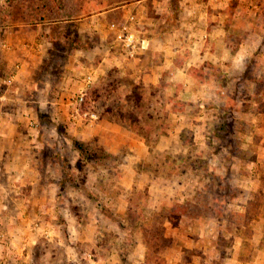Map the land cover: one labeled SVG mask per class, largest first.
Instances as JSON below:
<instances>
[{"label": "rangeland", "instance_id": "1", "mask_svg": "<svg viewBox=\"0 0 264 264\" xmlns=\"http://www.w3.org/2000/svg\"><path fill=\"white\" fill-rule=\"evenodd\" d=\"M0 35L53 90L2 106L0 264H264V0H0Z\"/></svg>", "mask_w": 264, "mask_h": 264}, {"label": "crops", "instance_id": "2", "mask_svg": "<svg viewBox=\"0 0 264 264\" xmlns=\"http://www.w3.org/2000/svg\"><path fill=\"white\" fill-rule=\"evenodd\" d=\"M53 27H49L51 29ZM49 29L47 30L45 28V32L49 33ZM48 40V36H44ZM50 38V36H49ZM151 40V38H150ZM147 42L148 40H143V42ZM50 42V40H49ZM17 41H15L14 44H16ZM51 43V42H50ZM29 45L24 44V42L17 43L16 45L12 46L9 43V40L7 41L4 37L0 35V54H9L11 52H18L19 54L23 53V63L18 64V68L15 71V73L9 74L8 78L6 80H10V83H5L3 78L0 76V119H2L4 116L10 115V112L7 110L5 111L3 109V105L6 102H13L14 104H21L23 105V108L27 109L28 103L30 102V98L27 99L25 98L21 93L22 91H28L31 93H37L40 95V97H46L47 95L52 93V89H48L47 85H40L37 83L32 75V72L35 70L39 64L40 61L44 59V57H38L36 59V62L30 61L26 56L28 57L29 55L26 53L29 52ZM32 49V48H31ZM48 51V48L43 46H40V49H37L36 52L37 54L40 53H46ZM0 62L4 65V69L7 71L12 70V66L9 64V61L7 57L5 58H0ZM17 67V66H16ZM51 92V93H50ZM47 100V98L45 99ZM21 110V109H20ZM2 124L0 122V135L4 134L5 131H2Z\"/></svg>", "mask_w": 264, "mask_h": 264}, {"label": "built area", "instance_id": "3", "mask_svg": "<svg viewBox=\"0 0 264 264\" xmlns=\"http://www.w3.org/2000/svg\"><path fill=\"white\" fill-rule=\"evenodd\" d=\"M120 38L123 46L127 50L128 55L133 57L136 53V49L138 48L136 43L137 39H135L134 34L132 32H125L120 36ZM7 82L10 83V80H8ZM83 98L84 95H80L77 99V102L81 104V102H83Z\"/></svg>", "mask_w": 264, "mask_h": 264}, {"label": "trees", "instance_id": "4", "mask_svg": "<svg viewBox=\"0 0 264 264\" xmlns=\"http://www.w3.org/2000/svg\"><path fill=\"white\" fill-rule=\"evenodd\" d=\"M53 4V3H52ZM51 8H53V5H52V7Z\"/></svg>", "mask_w": 264, "mask_h": 264}]
</instances>
